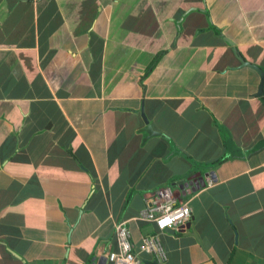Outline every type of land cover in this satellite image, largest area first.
<instances>
[{
    "label": "crops",
    "instance_id": "obj_1",
    "mask_svg": "<svg viewBox=\"0 0 264 264\" xmlns=\"http://www.w3.org/2000/svg\"><path fill=\"white\" fill-rule=\"evenodd\" d=\"M239 56L264 74V0H0V264H108L119 226L155 234L162 189L191 211L165 264H264V92Z\"/></svg>",
    "mask_w": 264,
    "mask_h": 264
},
{
    "label": "built area",
    "instance_id": "obj_2",
    "mask_svg": "<svg viewBox=\"0 0 264 264\" xmlns=\"http://www.w3.org/2000/svg\"><path fill=\"white\" fill-rule=\"evenodd\" d=\"M150 207L143 211L139 220L152 224L155 234L143 239L136 249L131 243V235L124 226L117 228L118 250L107 256L108 264H144L142 256H151L156 264H165L167 256L161 243V237L191 218L187 204H178L170 189L158 190L149 201ZM165 221H171L170 224ZM163 224V227L161 226Z\"/></svg>",
    "mask_w": 264,
    "mask_h": 264
},
{
    "label": "water",
    "instance_id": "obj_3",
    "mask_svg": "<svg viewBox=\"0 0 264 264\" xmlns=\"http://www.w3.org/2000/svg\"><path fill=\"white\" fill-rule=\"evenodd\" d=\"M229 43H230L231 45L234 46V43H233L232 41H229ZM236 52H237V50H236ZM239 58H240V61H241V63H242L243 68H248V67H249V69L254 70L255 72H257V73L259 74V76H261V83H260L259 90H258V93H257V95L261 96V95L263 94V92H264V90H263V85H264V74H263V72L261 71V69H260L258 66L253 65V64H250V63H247V62H246L242 57H240V56H239ZM142 117H143L144 122H145V124H146V128L144 129V131L146 132L147 136H151L152 133H154V132H153L151 126L149 125V123H148V121H147V119H146V117H145V115H144V112H142ZM188 185H189V184H188ZM200 185H201V184H200ZM202 186H205V184H202ZM186 187H187V185H186V186L184 185V188H186ZM200 187H201V186H200ZM180 188L182 189L183 186H181ZM197 189H199V186H196V191H197ZM183 228H184L185 230H187V231L189 232V235H190V236L192 235V237L195 238V240L197 241L196 237H194V236H195V235H194V232L191 231V224H190V222H189V224L185 225ZM168 232H169V230H168L166 233H168ZM198 243H199V242H198ZM144 264H156V263H155V262H151V263H149V262L144 261Z\"/></svg>",
    "mask_w": 264,
    "mask_h": 264
},
{
    "label": "clouds",
    "instance_id": "obj_4",
    "mask_svg": "<svg viewBox=\"0 0 264 264\" xmlns=\"http://www.w3.org/2000/svg\"><path fill=\"white\" fill-rule=\"evenodd\" d=\"M165 223H168V224H170V223H171V221H165ZM161 226L163 227V224H162Z\"/></svg>",
    "mask_w": 264,
    "mask_h": 264
}]
</instances>
